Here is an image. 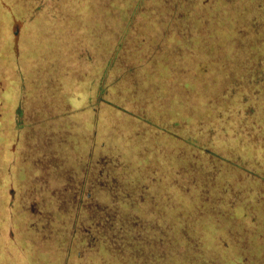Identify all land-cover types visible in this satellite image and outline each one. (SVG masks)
I'll list each match as a JSON object with an SVG mask.
<instances>
[{
	"label": "rangeland",
	"instance_id": "374dc122",
	"mask_svg": "<svg viewBox=\"0 0 264 264\" xmlns=\"http://www.w3.org/2000/svg\"><path fill=\"white\" fill-rule=\"evenodd\" d=\"M200 1L0 0V264H264L257 89L159 35Z\"/></svg>",
	"mask_w": 264,
	"mask_h": 264
},
{
	"label": "trees",
	"instance_id": "16d2710c",
	"mask_svg": "<svg viewBox=\"0 0 264 264\" xmlns=\"http://www.w3.org/2000/svg\"><path fill=\"white\" fill-rule=\"evenodd\" d=\"M233 2H236V5ZM177 5L174 4L173 7ZM180 6L171 17L176 22H174L175 28H170V36H168L170 38L159 34L164 37V43L166 41L168 45L171 40L169 46L174 47L175 51L178 50L179 57L183 56L184 51H187L189 56L195 57L194 70L201 62L206 61L210 64L212 71H210L211 74H206V77L210 76L216 82V88L217 82H220L221 94H217L218 97L221 95H228L227 98L230 99L241 97L239 96L241 92H246L250 86L251 90L257 89L256 92L249 94L256 96L253 101L261 105L259 112L263 110L264 17L262 12H264V0H201L194 14H190V10L184 5ZM200 58H202L201 62ZM221 59H223L224 69L219 65ZM214 81L211 82L212 85L215 84ZM209 100L210 98L204 100L203 105L210 106ZM240 101L250 104L251 99ZM262 115L264 117V111ZM204 150L207 151L208 146L204 147ZM74 186V189L68 190L71 194L67 196V199L76 193L75 201L80 203V199L83 198L82 202H86L85 200L95 195H84L82 189H78L75 184ZM66 207L72 208L68 203ZM105 219L103 217L102 221L104 222ZM85 221L90 226H92L91 223L95 226L94 222H97L95 218H87ZM110 228L108 229L113 233L114 226L111 225Z\"/></svg>",
	"mask_w": 264,
	"mask_h": 264
}]
</instances>
